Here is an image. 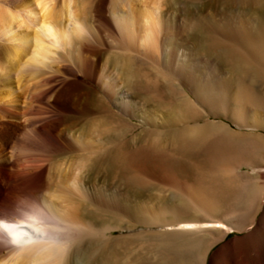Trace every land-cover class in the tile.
Masks as SVG:
<instances>
[{"label":"rangeland","instance_id":"obj_1","mask_svg":"<svg viewBox=\"0 0 264 264\" xmlns=\"http://www.w3.org/2000/svg\"><path fill=\"white\" fill-rule=\"evenodd\" d=\"M31 1L0 0V9ZM64 1L54 0L56 10ZM75 2L88 25L80 42L88 47L86 52L79 43L73 55L63 49L52 69L26 74L21 84L12 71L0 67V100L10 105L17 97L22 106L30 103L25 118L48 131L43 135L46 145L27 153L28 129L20 127L14 132L16 151L9 149L8 157L21 166L42 162L46 173L34 195L60 201L92 227L83 241L89 247L88 260L75 264H218L223 248L248 236L264 218V179L253 167L264 166V125L250 127L256 118L264 122V110L239 107L237 93L246 88L264 96V80L245 73L247 65L228 51L247 52L241 29L250 36L262 33L264 0H159L162 21L156 25L142 18L145 3L133 0L124 7L135 16L128 39L111 20L112 0ZM149 32L154 46L143 43ZM1 38L4 63L6 48L16 45ZM83 56L89 58L88 66ZM64 64L77 76L68 70L42 83ZM209 83L225 101L216 105L217 113L207 104ZM257 108L262 109L258 116ZM207 124L232 131L239 149L240 162L232 165L229 183L219 193L196 185L180 191L124 161L145 146L181 160L179 148L188 143L189 131ZM74 179L77 191L69 187ZM207 202L214 205L210 213L201 209ZM180 218L200 225L186 227ZM248 253L254 254L252 247Z\"/></svg>","mask_w":264,"mask_h":264},{"label":"bare ground","instance_id":"obj_2","mask_svg":"<svg viewBox=\"0 0 264 264\" xmlns=\"http://www.w3.org/2000/svg\"><path fill=\"white\" fill-rule=\"evenodd\" d=\"M131 1L133 0H112L111 2V9L114 12L111 20L121 32L125 33L127 39L130 36L128 37L126 34L131 33L129 25L134 22L135 16L132 11H128L129 13L125 11L124 7L127 3H132ZM136 1L145 3L144 9L141 11L144 20L153 25L161 20L159 0ZM75 3V0H65L61 8L56 10L54 0H32L20 7L18 5L17 9L3 11L0 9V36L16 45L6 48L5 62H0V67L3 70L6 68L12 71L18 84H21L26 74L33 73L35 75L45 68L52 69L56 55L63 49L73 55L76 51L73 46L79 43L80 49L87 51L88 47L83 46L84 43L80 42L87 35L88 25L82 16L78 15ZM102 6L103 3L99 7ZM261 32L258 35L250 36L249 32L241 29L240 36L245 39L242 43L247 48V52L245 50L246 53L240 52L237 48L228 50L232 58L239 59L247 65L245 73L258 80H264V29ZM152 34L149 32L143 39L144 45L154 46L156 44ZM82 58H85L83 65L88 66L86 60L89 61V58L84 56ZM78 60L82 61L81 57H78ZM68 70L73 76H77L73 67L64 64L58 66L50 74H46L42 83L49 84L58 77H62L58 76L62 72H69ZM212 88H214L213 85L209 83L207 104L211 105L212 112H216L219 110L216 105L223 103L224 100H222L223 97L218 96L220 92L217 94V88L211 91ZM237 93L239 94V107L242 105L244 109V107L262 106L261 108L264 110V96L256 95L246 88L238 89ZM21 104L17 97L13 98L10 105L4 104L0 100V219L13 225L14 231L17 233L30 232L34 242L24 247L11 244L6 247L0 244V264H75V261L85 262L88 260L89 247L83 246V241L92 234V227L79 221L71 211L65 209L60 201L46 202L34 195L46 173V166L42 162L34 160L21 166L18 160L8 157L9 149L16 151V147L12 144L15 145L14 132L20 130V127H23L25 131L28 129L26 135L29 141L25 144L28 146L27 149H24L25 152L32 153L46 145L43 137L45 132L48 133L45 130L46 127L37 126L34 120L25 118L30 103L25 106ZM260 111L262 109L257 108L255 115L258 116L257 112ZM243 112L246 113V111ZM241 113L239 112L240 115ZM23 117L25 118L24 124L21 121ZM253 122V126H249L257 130L264 125V122L259 118L254 119ZM219 126L207 124L191 129L187 138L189 139L188 143L179 148L182 151L181 160H171L159 154L154 148L145 146L126 155L124 161L128 165L141 168L143 172L159 178L166 184L178 187L180 191L185 192L184 189L190 186L194 188L196 185L200 189L205 187L206 190L219 193L221 187H225L229 183L232 165L240 162L234 133L227 129V131L224 129L219 131ZM215 133H218V136ZM250 141L252 144L256 143L252 138ZM21 150L23 149H19L18 152ZM241 162L246 161L241 160ZM253 167L259 177L264 179V166ZM178 174L187 176L188 180H182ZM207 176H211L212 179L208 181ZM69 187L75 191L79 190L75 179L72 180V185ZM194 199L197 201L198 198L194 197ZM199 199L201 200V198ZM212 208H214L212 203L201 207L209 213ZM28 217L39 222V224H33V227L41 225L54 227L47 230L42 227L39 233L33 232L31 228L15 227L22 222L32 223ZM179 222L186 227L193 223L199 224L197 221H185L181 218ZM217 223L224 226L222 222L218 221ZM254 225L248 236L241 237L234 246L223 248L218 264H264V218L255 222ZM201 226L199 227L201 228ZM182 229L184 230V228ZM217 231L224 233L223 230L217 229ZM9 237L10 234L0 228V241H5L7 244ZM250 247L253 248V255L248 253Z\"/></svg>","mask_w":264,"mask_h":264},{"label":"clouds","instance_id":"obj_3","mask_svg":"<svg viewBox=\"0 0 264 264\" xmlns=\"http://www.w3.org/2000/svg\"><path fill=\"white\" fill-rule=\"evenodd\" d=\"M29 220H32V223H21L19 225H16L15 227L19 228H31L33 232L39 233L41 231L42 227H45L47 229H51L54 226H38V227H33V224H39L38 221L33 220L32 217H28ZM0 228L6 230L9 234V241L6 244L5 241H0V244L5 245L6 247L8 244H11L13 246L17 247H24L27 245H30L34 242L32 234L28 231H21L19 233L14 231V226L11 225L9 222L4 221L3 219H0Z\"/></svg>","mask_w":264,"mask_h":264}]
</instances>
